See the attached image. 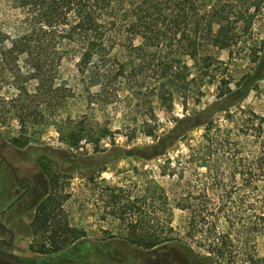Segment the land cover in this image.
Segmentation results:
<instances>
[{"label": "rangeland", "instance_id": "rangeland-1", "mask_svg": "<svg viewBox=\"0 0 264 264\" xmlns=\"http://www.w3.org/2000/svg\"><path fill=\"white\" fill-rule=\"evenodd\" d=\"M200 1L208 9L226 10L237 4L234 0ZM258 1L261 10L251 19V26L235 25L236 44L210 53L225 64L213 72L215 79L224 78L230 89L235 83L243 85L244 78L261 80L249 82L251 90L243 102L212 116L220 131L216 143L205 141L204 129L199 127L153 160L143 155H148L145 150L156 139L179 119L193 117L217 101L216 80L208 85L202 75L188 96H174L169 107L153 92L155 79L150 71L111 79L101 95L97 89L88 95L77 87L75 61L67 58L53 63L46 88L41 89L45 95H40V48L34 50L33 59L13 54L0 63V100H13L12 105L0 107V213L15 198L14 171L23 184L31 185L23 201L0 216V264H187L185 244L203 254L195 247L202 234L191 238L192 210L200 207L204 197L217 203L221 187L230 188L236 167L244 165L250 151L251 127L259 121L252 113L264 120V0ZM28 18L14 8L12 0H0V31L9 38L27 32ZM114 55L121 60L126 57L119 49ZM33 67L39 69L35 74ZM58 86L63 91H55ZM47 87L52 88L49 93ZM24 90L29 97L35 94L34 102ZM16 105L32 106L34 117L27 126H21L13 109ZM67 119L82 122L92 139L103 129L108 136L98 142L83 138L73 147L66 136L77 129ZM262 127L264 139V122ZM16 139L19 143L14 144ZM42 155L48 159H41ZM40 160L51 172H60L62 210L69 225L85 235L64 252L48 257L36 253L40 236L30 226L35 207L48 193ZM130 223L164 235L170 234V226L171 237L179 243L150 251L130 247L123 241ZM254 242L257 256L264 259V233Z\"/></svg>", "mask_w": 264, "mask_h": 264}, {"label": "trees", "instance_id": "trees-1", "mask_svg": "<svg viewBox=\"0 0 264 264\" xmlns=\"http://www.w3.org/2000/svg\"><path fill=\"white\" fill-rule=\"evenodd\" d=\"M234 1L237 4L221 10L220 7L208 9L200 0H12L14 8L29 17V28L14 39L0 31V63L3 65L13 54L33 59L34 50L40 48V95H45L41 89L46 88L53 63L60 64L67 58L75 61L77 87L88 95L92 89L101 95L111 79L124 78L126 74L137 77L144 70L150 71L155 79L153 92L171 107L173 97L188 96L199 78L204 76L208 80L206 84H213L216 80L213 72L225 64L210 50H229L236 44L235 25L244 22L249 28L251 19L261 10L258 0ZM116 49L126 53L124 60L114 55ZM192 70L196 72L194 75ZM32 71L35 74L39 69L33 67ZM259 80L261 77L244 78V86L235 83L234 89L229 88L230 83L224 78L216 80L220 90L217 101L193 117L184 116L176 121L165 136L145 150L148 155H143V159L161 158L189 131L199 127L204 129L205 141L216 143L220 131L212 116L243 102L251 90L249 82ZM47 88L45 92L49 93L52 88ZM55 91H63V87L58 86ZM24 92L29 97L27 90ZM29 98L34 102L35 94ZM12 102V99L0 100V107ZM17 106L13 107L17 118L22 127L27 126L34 117L32 106ZM252 116L259 121L251 127L250 151L244 165L236 167L232 185L228 190L221 187L217 203H210L204 197L200 207L192 210L191 238L202 234V241L196 240L195 247L203 254L195 252L191 245H183L187 264H264V259L256 254L254 242L255 237L264 233V120L253 113ZM43 119L40 110V122ZM67 121L77 129L66 136L73 147L83 138L98 142L108 136V131L103 129L97 139H92L82 122ZM146 136L151 137L152 133ZM40 157L48 159L45 155ZM43 162L40 160V170L46 176L48 193L35 207L30 226L40 236L36 253L48 257L64 252L85 235L69 225L62 210L60 172H51ZM127 228L123 241L143 251L179 243L171 237L170 226L169 235L162 231L149 233L132 223Z\"/></svg>", "mask_w": 264, "mask_h": 264}, {"label": "flooded vegetation", "instance_id": "flooded-vegetation-1", "mask_svg": "<svg viewBox=\"0 0 264 264\" xmlns=\"http://www.w3.org/2000/svg\"><path fill=\"white\" fill-rule=\"evenodd\" d=\"M10 167H11L10 169L13 171L14 170L13 166H10ZM13 176H12L13 178L12 180L14 182L13 186L15 188V198L11 201L8 207L0 213V216L12 210L15 206L18 205V203H21L23 199L26 197L28 191L31 189V185L23 184L22 179L18 178L16 171L13 172Z\"/></svg>", "mask_w": 264, "mask_h": 264}]
</instances>
